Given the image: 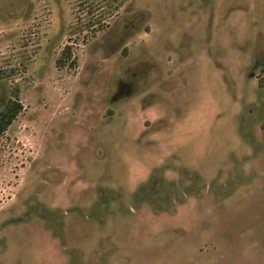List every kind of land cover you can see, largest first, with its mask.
<instances>
[{
    "label": "rangeland",
    "instance_id": "obj_1",
    "mask_svg": "<svg viewBox=\"0 0 264 264\" xmlns=\"http://www.w3.org/2000/svg\"><path fill=\"white\" fill-rule=\"evenodd\" d=\"M11 101L0 264H264V0H0Z\"/></svg>",
    "mask_w": 264,
    "mask_h": 264
},
{
    "label": "trees",
    "instance_id": "obj_2",
    "mask_svg": "<svg viewBox=\"0 0 264 264\" xmlns=\"http://www.w3.org/2000/svg\"><path fill=\"white\" fill-rule=\"evenodd\" d=\"M72 59V46L67 45L63 50L62 57L58 60L59 66H63L66 60ZM23 109L20 101H11L0 112V136L6 133Z\"/></svg>",
    "mask_w": 264,
    "mask_h": 264
},
{
    "label": "flooded vegetation",
    "instance_id": "obj_3",
    "mask_svg": "<svg viewBox=\"0 0 264 264\" xmlns=\"http://www.w3.org/2000/svg\"><path fill=\"white\" fill-rule=\"evenodd\" d=\"M123 87V86H122ZM122 87H120V90H122L123 88Z\"/></svg>",
    "mask_w": 264,
    "mask_h": 264
}]
</instances>
